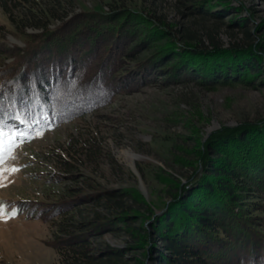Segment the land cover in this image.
<instances>
[{"label": "rangeland", "instance_id": "374dc122", "mask_svg": "<svg viewBox=\"0 0 264 264\" xmlns=\"http://www.w3.org/2000/svg\"><path fill=\"white\" fill-rule=\"evenodd\" d=\"M199 5L213 6L214 13L226 5L232 10L220 17L196 12ZM31 6L21 5L17 15L32 14ZM35 7L37 19H45L48 10L61 17L50 29L86 13L127 10L144 16L154 31L164 32L150 43L149 53L157 45L229 48L264 38V0H36ZM244 20L250 22L239 26ZM17 27L0 6V46L26 47ZM3 59L0 55V71L13 61ZM169 78L160 73L158 80L120 92L54 130H36L31 140H0V155L10 148L15 157L0 170L18 169L0 182V202L20 209L14 218H0V264H67L60 241L78 234H86L83 244L94 264H158L145 230L172 202V177L187 183L197 148L212 133L264 118V72L253 85L204 86ZM107 192L124 197L94 200ZM98 215L102 222L118 223L92 236L90 223ZM125 215L128 226L120 222Z\"/></svg>", "mask_w": 264, "mask_h": 264}, {"label": "trees", "instance_id": "16d2710c", "mask_svg": "<svg viewBox=\"0 0 264 264\" xmlns=\"http://www.w3.org/2000/svg\"><path fill=\"white\" fill-rule=\"evenodd\" d=\"M35 2L0 0L5 14L22 31L26 46H0L2 62L13 60L0 71V140L8 144L31 140L36 130H54L107 105L120 92L158 80L160 73L169 80L226 86L253 85L264 72V38L229 48L157 45L149 53L150 43L164 32L154 31L144 16L127 10L86 13L50 29L58 14L48 10L45 19H37ZM26 3L32 4V14L17 15ZM212 7L199 5L196 12L221 17L232 10L226 5L214 13ZM248 22L237 23L244 27ZM27 27L43 32L28 34ZM246 35L251 36L249 30ZM137 38L140 41L133 44ZM197 152L192 177L187 183L172 177V202L166 212L149 220L151 229L145 230L146 240L155 244V260L158 264H264V118L221 128ZM94 197L110 202L124 195L107 192ZM101 218L98 215L89 224L94 226L92 236L118 223ZM124 218L128 217H120V222L130 225ZM86 242V234L60 241L67 264H94V256L86 254Z\"/></svg>", "mask_w": 264, "mask_h": 264}, {"label": "snow or ice", "instance_id": "6c2138e0", "mask_svg": "<svg viewBox=\"0 0 264 264\" xmlns=\"http://www.w3.org/2000/svg\"><path fill=\"white\" fill-rule=\"evenodd\" d=\"M0 135H3L0 133ZM12 158L14 159L15 157L12 156V150L9 148L7 149L4 154L0 155V164H3L6 162L7 159ZM18 171L16 168H3L0 170V182L6 179V174L7 173H14ZM16 211L14 209H9L6 208L2 202H0V218H14L16 215Z\"/></svg>", "mask_w": 264, "mask_h": 264}]
</instances>
